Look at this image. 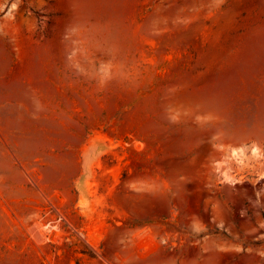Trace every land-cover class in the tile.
I'll return each mask as SVG.
<instances>
[{
    "label": "rangeland",
    "instance_id": "1",
    "mask_svg": "<svg viewBox=\"0 0 264 264\" xmlns=\"http://www.w3.org/2000/svg\"><path fill=\"white\" fill-rule=\"evenodd\" d=\"M0 264H264V0H0Z\"/></svg>",
    "mask_w": 264,
    "mask_h": 264
}]
</instances>
